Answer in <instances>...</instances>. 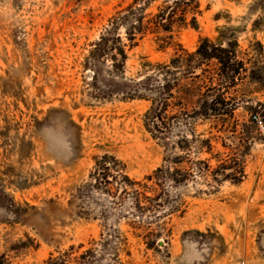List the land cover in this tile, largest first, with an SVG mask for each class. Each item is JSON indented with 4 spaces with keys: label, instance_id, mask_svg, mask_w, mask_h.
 Segmentation results:
<instances>
[{
    "label": "rangeland",
    "instance_id": "1",
    "mask_svg": "<svg viewBox=\"0 0 264 264\" xmlns=\"http://www.w3.org/2000/svg\"><path fill=\"white\" fill-rule=\"evenodd\" d=\"M133 2L0 0V264L73 260V249L89 248L92 264H264V128L255 121H264V0H199L172 38L152 30L131 41L120 20ZM113 27L123 72L116 52L94 54ZM204 38L237 42L261 79L230 91L234 117L186 121L174 107L167 140L154 137L152 102L125 92ZM183 153L174 167L190 174L185 183L146 181ZM105 156L117 160L116 194L121 174L163 189L160 218L93 188Z\"/></svg>",
    "mask_w": 264,
    "mask_h": 264
},
{
    "label": "trees",
    "instance_id": "2",
    "mask_svg": "<svg viewBox=\"0 0 264 264\" xmlns=\"http://www.w3.org/2000/svg\"><path fill=\"white\" fill-rule=\"evenodd\" d=\"M154 2L155 0H134L121 18L120 21L127 26V35L131 41H136L138 35L153 32L152 30L170 33L166 38H172L176 26L188 24L189 13L196 12L199 8V0H165L157 7L156 13L149 17L146 12ZM120 21L116 22L117 25ZM196 21L194 16L193 26L196 25ZM113 32L114 27L107 31L97 44L94 54L109 55L110 52H116L112 56L114 67L123 72L128 57L125 48L118 46L121 40L116 38ZM238 48L237 42H229L225 46L210 38H204L196 51L190 52L181 48L169 64L158 65L154 74L125 92L131 99L141 98L152 102L146 114L149 132L154 137L167 140L166 135L170 130L168 120L173 118L169 116V111L174 107L179 108L177 114L187 116L186 121L190 119L189 117L194 120L234 117L238 103L228 97L230 91L247 78L252 81L261 79L257 68H249L247 62L241 59ZM187 106L195 108L192 111L193 116H190L191 112L188 113ZM180 141L178 147L185 153L189 141L187 139ZM184 153L177 157L171 154L165 158V166L158 168L146 178V181L157 187H164L165 182L185 183L190 174L174 167L184 162ZM115 162L117 160L111 156H105L98 162L95 172L91 174L94 180L93 188L115 197L124 198L128 195L132 197L136 210L142 215L153 212L154 218H160L156 213L159 208L164 207V204L159 202L165 194L163 189L161 192L152 190L148 183L137 182L129 175L121 174L118 183L120 187L116 194L112 188V182L117 178L114 174ZM177 175L181 177L178 179ZM148 192L152 194L148 195ZM148 247L151 245L148 244ZM68 254L60 256L52 254L45 264H92L95 250L89 248L81 253H75L73 249V260H70L71 255Z\"/></svg>",
    "mask_w": 264,
    "mask_h": 264
},
{
    "label": "built area",
    "instance_id": "3",
    "mask_svg": "<svg viewBox=\"0 0 264 264\" xmlns=\"http://www.w3.org/2000/svg\"><path fill=\"white\" fill-rule=\"evenodd\" d=\"M255 121L259 125V127L264 128V121L263 120H261L258 117H255Z\"/></svg>",
    "mask_w": 264,
    "mask_h": 264
}]
</instances>
